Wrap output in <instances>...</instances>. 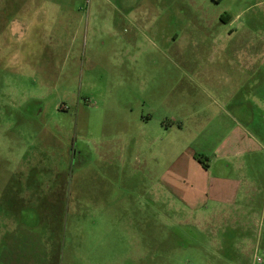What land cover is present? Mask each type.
Listing matches in <instances>:
<instances>
[{
    "label": "rangeland",
    "instance_id": "rangeland-1",
    "mask_svg": "<svg viewBox=\"0 0 264 264\" xmlns=\"http://www.w3.org/2000/svg\"><path fill=\"white\" fill-rule=\"evenodd\" d=\"M243 36L264 50V0H0V264H264V217L199 219L161 186L232 125L184 118L205 53ZM239 100L264 143V81Z\"/></svg>",
    "mask_w": 264,
    "mask_h": 264
},
{
    "label": "crops",
    "instance_id": "crops-1",
    "mask_svg": "<svg viewBox=\"0 0 264 264\" xmlns=\"http://www.w3.org/2000/svg\"><path fill=\"white\" fill-rule=\"evenodd\" d=\"M233 43L230 50L223 46L220 51L205 53L210 62L218 63L212 68L202 69V77L207 84V108L199 117L198 110L192 109L196 103L191 102L186 105L184 118L185 122L196 124L200 118L224 117L232 125L223 123L216 130L205 126L199 129L202 140H208L214 131L219 130L222 138L219 145L212 150L204 148L203 143L196 148L185 149L161 177V186L179 202L186 203L188 212L199 219L211 214L227 219L245 216L257 223L264 217V168L253 160V156L256 152H264V143L251 134L243 137L245 128L238 119L244 116L252 120L255 115L256 108L243 106L239 97L240 92H250L262 85L264 67L261 66L264 63L259 60H264V50H258L256 36H243ZM219 90H223L221 94L226 98L214 97ZM255 103L258 107L259 102ZM260 106L264 110L261 101ZM171 122L165 131H171L175 123L180 124V129L183 127L182 117H173ZM141 135L144 136L145 132L142 131ZM176 150L168 142L160 152L172 154ZM195 154L201 156V162L195 159ZM245 156L246 160H242Z\"/></svg>",
    "mask_w": 264,
    "mask_h": 264
},
{
    "label": "trees",
    "instance_id": "trees-1",
    "mask_svg": "<svg viewBox=\"0 0 264 264\" xmlns=\"http://www.w3.org/2000/svg\"><path fill=\"white\" fill-rule=\"evenodd\" d=\"M196 157V159L199 161V162H201V158H199V157H197V156H195Z\"/></svg>",
    "mask_w": 264,
    "mask_h": 264
}]
</instances>
